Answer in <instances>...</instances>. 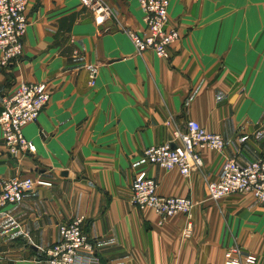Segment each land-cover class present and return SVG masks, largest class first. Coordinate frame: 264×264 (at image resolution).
<instances>
[{"label":"crops","instance_id":"crops-1","mask_svg":"<svg viewBox=\"0 0 264 264\" xmlns=\"http://www.w3.org/2000/svg\"><path fill=\"white\" fill-rule=\"evenodd\" d=\"M28 1L23 56L0 67V109L20 82L46 84L50 100L22 132L33 154L9 155L0 131V191L15 177L51 186L0 209V264H49L58 226L80 217L95 252H80L77 264H222L234 241L264 264V206L248 194L214 203L205 193L225 160L264 157V0H168L180 32L168 59L137 55L116 28L144 32L136 0H104L116 19L105 25L78 0ZM191 120L222 136L225 150L202 151L203 167L187 177L145 162V149ZM141 171L158 195L195 202L188 239L184 215L159 224L130 204Z\"/></svg>","mask_w":264,"mask_h":264},{"label":"built area","instance_id":"built-area-1","mask_svg":"<svg viewBox=\"0 0 264 264\" xmlns=\"http://www.w3.org/2000/svg\"><path fill=\"white\" fill-rule=\"evenodd\" d=\"M80 6L93 13L100 24L114 21L115 15L104 0H78ZM28 0H0V67L17 65L23 56V43L29 25ZM145 29L137 33L117 23L116 28L126 34L135 53L142 55L151 51L158 59H168L171 46L180 39L178 28L170 25L168 0H136ZM116 20V19H115ZM110 30L104 27L103 31ZM95 73L90 74L93 84ZM50 96L46 84L24 83L15 85L12 93L3 96L0 109V131L5 149L9 155L35 152L31 141L25 140L23 129L37 120ZM173 140L161 146H149L143 151L147 164L167 171L177 170L187 177L194 170H201L204 150L222 153L224 138L205 131L196 121H188L183 129L177 128ZM174 145V147H172ZM51 186L33 177H15L5 181L0 191V209L16 206L23 196L36 187ZM208 201L218 203L227 196L251 195L264 206V157L241 165L228 159L223 162L221 174L216 181L205 180ZM130 204L139 210L151 209L159 218V224L166 219L184 215L182 238L188 239L193 231L192 212L195 202L186 197H168L157 194V183L145 172H138L132 179ZM83 218L63 222L58 226L59 239L44 253L49 264H77L80 252L91 255L94 245L89 242L83 230ZM222 264H256L257 258L244 254L238 242L225 249ZM99 264V263H97Z\"/></svg>","mask_w":264,"mask_h":264},{"label":"water","instance_id":"water-1","mask_svg":"<svg viewBox=\"0 0 264 264\" xmlns=\"http://www.w3.org/2000/svg\"><path fill=\"white\" fill-rule=\"evenodd\" d=\"M172 147H174V145H172Z\"/></svg>","mask_w":264,"mask_h":264}]
</instances>
